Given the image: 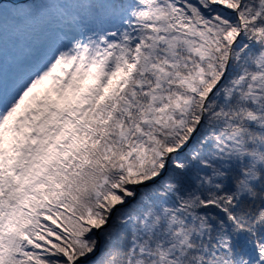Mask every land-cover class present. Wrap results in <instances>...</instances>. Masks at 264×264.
Segmentation results:
<instances>
[{"label":"snow or ice","instance_id":"6c2138e0","mask_svg":"<svg viewBox=\"0 0 264 264\" xmlns=\"http://www.w3.org/2000/svg\"><path fill=\"white\" fill-rule=\"evenodd\" d=\"M0 264H264V0H0Z\"/></svg>","mask_w":264,"mask_h":264}]
</instances>
